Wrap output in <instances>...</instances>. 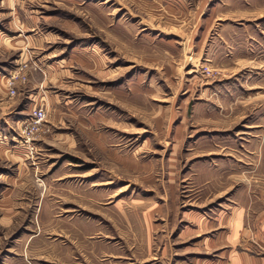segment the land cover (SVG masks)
<instances>
[{
    "label": "rangeland",
    "instance_id": "1",
    "mask_svg": "<svg viewBox=\"0 0 264 264\" xmlns=\"http://www.w3.org/2000/svg\"><path fill=\"white\" fill-rule=\"evenodd\" d=\"M263 162L264 0H0V264H234Z\"/></svg>",
    "mask_w": 264,
    "mask_h": 264
},
{
    "label": "crops",
    "instance_id": "2",
    "mask_svg": "<svg viewBox=\"0 0 264 264\" xmlns=\"http://www.w3.org/2000/svg\"><path fill=\"white\" fill-rule=\"evenodd\" d=\"M252 170L249 181L242 176L236 182L229 214L234 264H264V162Z\"/></svg>",
    "mask_w": 264,
    "mask_h": 264
},
{
    "label": "built area",
    "instance_id": "3",
    "mask_svg": "<svg viewBox=\"0 0 264 264\" xmlns=\"http://www.w3.org/2000/svg\"><path fill=\"white\" fill-rule=\"evenodd\" d=\"M45 110L43 108H39L35 111V117L33 119L34 124L40 123L45 118Z\"/></svg>",
    "mask_w": 264,
    "mask_h": 264
}]
</instances>
